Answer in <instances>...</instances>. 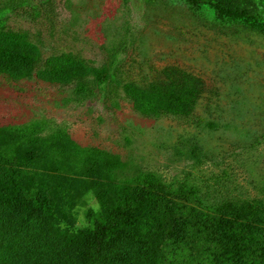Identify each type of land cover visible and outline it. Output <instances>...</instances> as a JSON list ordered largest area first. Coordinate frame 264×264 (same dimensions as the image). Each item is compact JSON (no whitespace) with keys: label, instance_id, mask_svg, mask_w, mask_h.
<instances>
[{"label":"rangeland","instance_id":"1","mask_svg":"<svg viewBox=\"0 0 264 264\" xmlns=\"http://www.w3.org/2000/svg\"><path fill=\"white\" fill-rule=\"evenodd\" d=\"M2 27V43L38 60L28 74L25 63L0 74V138L8 127L40 138L32 184L56 208L20 235L5 228L0 264L75 258L79 232L141 174L168 184L185 211L264 204V34L223 21L208 0H0ZM113 60L104 94H92ZM191 221L200 227L185 243L166 239L165 255L211 264V233Z\"/></svg>","mask_w":264,"mask_h":264},{"label":"trees","instance_id":"2","mask_svg":"<svg viewBox=\"0 0 264 264\" xmlns=\"http://www.w3.org/2000/svg\"><path fill=\"white\" fill-rule=\"evenodd\" d=\"M143 1L145 5L157 2ZM185 1L189 5L196 2ZM208 1L223 21L264 34V0ZM5 30L0 28V35L8 34ZM238 32L233 33L239 35ZM37 60L30 53L0 41V74L7 78L24 72L21 63L30 65L27 74L32 72ZM114 61L98 76L92 94H104L114 73ZM37 124L39 122L32 126ZM13 128H3L1 131H6L8 136L0 138V242H3L1 238L6 239L5 228L12 234L19 227L20 235L29 220L50 219L51 211L56 208V202L32 184L35 175L30 165L42 153L31 147H35L33 143L40 138L29 136L25 128L21 134H15ZM60 192L64 199L69 196L64 187ZM175 195L170 186L154 174H141L132 181L117 205L107 211L102 222L79 232L83 244L75 258L45 264H178L165 255V240H172V244L185 243L190 229L200 227L191 219L199 221L201 218L212 236L211 264H264V204L261 201L225 198L211 208L203 207L205 210L191 207L185 211L187 207L181 201L178 203ZM9 210L14 213V219L3 214ZM124 240L126 245H120Z\"/></svg>","mask_w":264,"mask_h":264}]
</instances>
